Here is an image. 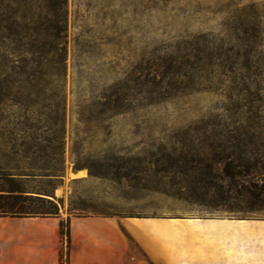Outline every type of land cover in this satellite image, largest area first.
Listing matches in <instances>:
<instances>
[{
	"label": "rangeland",
	"instance_id": "1",
	"mask_svg": "<svg viewBox=\"0 0 264 264\" xmlns=\"http://www.w3.org/2000/svg\"><path fill=\"white\" fill-rule=\"evenodd\" d=\"M51 49L64 51L62 76L20 77L0 105V131L63 129L60 177L23 188L78 215L264 218V204L242 212L238 200L217 207L213 193L184 200L168 184L175 196L123 178L153 170L149 161L170 147L202 148L196 128L240 122L264 133V0H0V64L45 66ZM198 51L200 68L186 64L168 85ZM155 70L167 71L163 81ZM17 144L0 138L7 160Z\"/></svg>",
	"mask_w": 264,
	"mask_h": 264
},
{
	"label": "trees",
	"instance_id": "2",
	"mask_svg": "<svg viewBox=\"0 0 264 264\" xmlns=\"http://www.w3.org/2000/svg\"><path fill=\"white\" fill-rule=\"evenodd\" d=\"M186 55L193 60H182L179 65L174 66L168 75V85H172V80L176 78L186 77V64L194 70L200 68L197 66L201 61L199 51L188 52ZM6 56H13V53L1 54L3 58ZM46 58L45 66L16 67L0 64V105L9 100L13 83L20 77L62 76L64 51L51 49L46 52ZM159 75L160 81H163L167 71H153V77ZM193 133L202 136V148L193 144L181 149L170 147L154 161H149L154 166L153 170L149 166L136 169L143 175L129 177L126 173L123 178L126 181L143 180L144 188L160 190L171 196L176 194L184 200H203L204 196L213 193L218 197L217 207H222L233 199L246 205L238 211L258 210L264 204V133L255 125L240 122L231 129L208 132L206 128H196ZM186 134L187 132L184 133L185 138ZM0 138L4 143L13 144L19 140V144L11 145L12 161L7 160L5 153L0 152V215L57 216L59 206L50 193L27 190L21 186V182L38 177L49 180L60 177L63 129L40 126H26L16 131L1 129ZM192 139L194 138L189 140L193 142ZM216 146L220 148L216 150ZM28 157H34V161L25 163L24 160ZM38 159L43 161L39 162ZM147 169L159 174L155 183L162 186L150 185L153 180L146 176ZM165 184L176 193L163 187ZM228 210H231L230 206ZM59 229L66 240V248L60 252V264H68L69 216L64 220L60 219Z\"/></svg>",
	"mask_w": 264,
	"mask_h": 264
},
{
	"label": "crops",
	"instance_id": "3",
	"mask_svg": "<svg viewBox=\"0 0 264 264\" xmlns=\"http://www.w3.org/2000/svg\"><path fill=\"white\" fill-rule=\"evenodd\" d=\"M264 264V218L0 215V264Z\"/></svg>",
	"mask_w": 264,
	"mask_h": 264
}]
</instances>
